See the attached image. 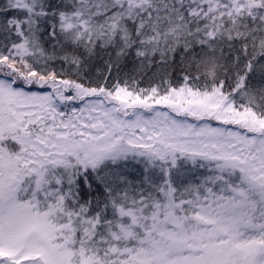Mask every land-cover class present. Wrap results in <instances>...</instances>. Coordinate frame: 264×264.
I'll return each instance as SVG.
<instances>
[{
	"label": "snow or ice",
	"instance_id": "obj_1",
	"mask_svg": "<svg viewBox=\"0 0 264 264\" xmlns=\"http://www.w3.org/2000/svg\"><path fill=\"white\" fill-rule=\"evenodd\" d=\"M0 264H264V0H0Z\"/></svg>",
	"mask_w": 264,
	"mask_h": 264
}]
</instances>
